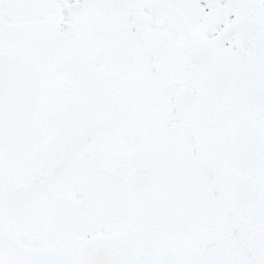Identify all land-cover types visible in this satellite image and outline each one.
Listing matches in <instances>:
<instances>
[{"label": "snow or ice", "instance_id": "obj_1", "mask_svg": "<svg viewBox=\"0 0 264 264\" xmlns=\"http://www.w3.org/2000/svg\"><path fill=\"white\" fill-rule=\"evenodd\" d=\"M0 264H264V0H0Z\"/></svg>", "mask_w": 264, "mask_h": 264}]
</instances>
